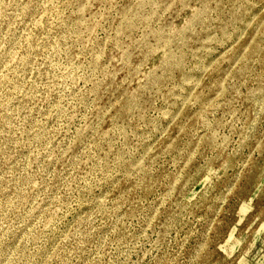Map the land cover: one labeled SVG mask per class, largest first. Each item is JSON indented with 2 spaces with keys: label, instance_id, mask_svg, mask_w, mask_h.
Masks as SVG:
<instances>
[{
  "label": "rangeland",
  "instance_id": "rangeland-1",
  "mask_svg": "<svg viewBox=\"0 0 264 264\" xmlns=\"http://www.w3.org/2000/svg\"><path fill=\"white\" fill-rule=\"evenodd\" d=\"M0 264H264V0H0Z\"/></svg>",
  "mask_w": 264,
  "mask_h": 264
}]
</instances>
